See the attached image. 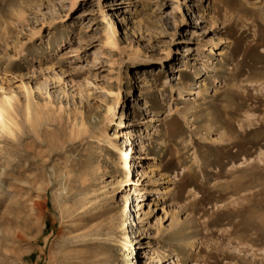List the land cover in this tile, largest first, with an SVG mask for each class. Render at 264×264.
<instances>
[{
    "label": "rangeland",
    "instance_id": "obj_1",
    "mask_svg": "<svg viewBox=\"0 0 264 264\" xmlns=\"http://www.w3.org/2000/svg\"><path fill=\"white\" fill-rule=\"evenodd\" d=\"M0 109V264H264V0H0Z\"/></svg>",
    "mask_w": 264,
    "mask_h": 264
},
{
    "label": "bare ground",
    "instance_id": "obj_2",
    "mask_svg": "<svg viewBox=\"0 0 264 264\" xmlns=\"http://www.w3.org/2000/svg\"><path fill=\"white\" fill-rule=\"evenodd\" d=\"M133 29V28H132ZM210 54H215L212 50L208 49ZM145 73L144 71H141L140 75H137L135 77V83L136 84H141L143 81H145ZM129 111H131L132 113H135V107L131 106L129 108ZM130 117V115L128 116ZM6 121H7V117L4 114V112L0 109V126L2 128H5L6 125ZM123 126V125H122ZM121 155L120 159H121V166L122 168L127 172V179L126 182L129 183L128 186H140V183L142 182V179L149 176V171L148 168L146 166H144L143 164L140 163H133L131 162V159L133 158L132 156L135 154L133 149L130 147H128L127 150H125L124 152H120L119 153ZM133 168V171L135 172V175L132 176L131 178L129 177V173H130V169L131 167ZM132 171V170H131ZM133 178H135V180H133ZM131 182V183H130ZM120 185V183H119ZM132 192H137V197H136V201L134 202V206L133 208H135L134 211H130V203H129V197H125L124 201H123V206L120 210V216H123L124 214H128L132 216V220H139L140 219V214H142L144 212V204L143 201L140 199L141 198V193L139 192V189L137 190H132ZM135 212V214H134ZM139 215V217H138ZM130 218V217H129ZM143 258H145V260H151V256H147L146 254H144ZM141 258V259H143ZM140 261V258H139ZM142 261V260H141ZM155 261L157 262V264H163L164 262H166L165 257L161 256V257H156ZM140 264H145V262H141Z\"/></svg>",
    "mask_w": 264,
    "mask_h": 264
}]
</instances>
